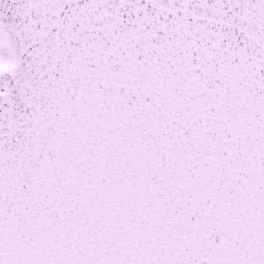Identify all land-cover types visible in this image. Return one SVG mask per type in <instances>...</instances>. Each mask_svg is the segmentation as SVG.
<instances>
[{
    "label": "snow or ice",
    "instance_id": "1",
    "mask_svg": "<svg viewBox=\"0 0 264 264\" xmlns=\"http://www.w3.org/2000/svg\"><path fill=\"white\" fill-rule=\"evenodd\" d=\"M0 264H264V0H0Z\"/></svg>",
    "mask_w": 264,
    "mask_h": 264
}]
</instances>
